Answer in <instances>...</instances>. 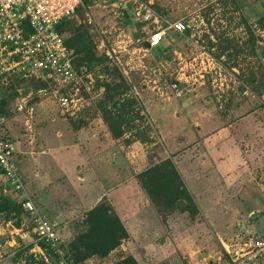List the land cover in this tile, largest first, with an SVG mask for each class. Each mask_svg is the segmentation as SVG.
Wrapping results in <instances>:
<instances>
[{
	"label": "rangeland",
	"instance_id": "rangeland-1",
	"mask_svg": "<svg viewBox=\"0 0 264 264\" xmlns=\"http://www.w3.org/2000/svg\"><path fill=\"white\" fill-rule=\"evenodd\" d=\"M89 1L61 35L87 27L95 54L114 50L119 67L107 60L109 76L97 67L95 91L71 112H61L51 94H37L34 82L16 87L18 79L8 81L11 98L1 118L19 151L22 178L16 189L0 177V196L31 201L56 223L62 245L88 211L108 204L127 238L84 264L126 257L137 264H213L224 255L223 245L231 249L248 236L264 237V21L258 23L264 0H131L126 10L118 0ZM142 4L149 10L146 21L136 14ZM177 22L187 34L170 28ZM155 30L165 32L158 52L143 45ZM120 75L129 88L115 101L132 106L124 115L130 124L119 133L105 119L102 107L112 105L101 82L119 83ZM87 138L98 139L99 147H87ZM81 147L94 178L81 165ZM26 154L41 164L33 168L44 187L40 194L23 178ZM165 160L194 199V217H161L142 188L139 175ZM34 227L29 215L21 227L0 216V264H63L42 249Z\"/></svg>",
	"mask_w": 264,
	"mask_h": 264
},
{
	"label": "built area",
	"instance_id": "built-area-1",
	"mask_svg": "<svg viewBox=\"0 0 264 264\" xmlns=\"http://www.w3.org/2000/svg\"><path fill=\"white\" fill-rule=\"evenodd\" d=\"M118 1L126 10L131 0ZM79 4L80 0H0V92L8 87L12 78L40 80L46 87L37 94H51L61 112L83 107L84 96L95 91L94 74L84 65H74V56L57 31L60 23L74 16ZM138 7L136 14L146 21L149 10L143 4ZM144 12L147 15H143ZM170 28L179 34L186 30L182 22ZM164 35V30H155L148 39L150 47L158 46ZM105 57L119 67L114 50L106 51ZM4 123V118H0V177L18 189L20 177L14 161L15 149L3 129ZM23 208L36 216L35 234L56 248L59 241L56 223L40 216L29 200L24 202ZM230 247L223 245L224 255L213 264L264 263V237L248 236L235 248Z\"/></svg>",
	"mask_w": 264,
	"mask_h": 264
},
{
	"label": "trees",
	"instance_id": "trees-1",
	"mask_svg": "<svg viewBox=\"0 0 264 264\" xmlns=\"http://www.w3.org/2000/svg\"><path fill=\"white\" fill-rule=\"evenodd\" d=\"M89 2V0H80V4L74 16L77 12L84 9ZM67 21L68 20L60 23L57 27V31L60 35ZM263 21L264 16H261L258 23L262 24ZM87 29L88 28L85 26H77L75 32L68 37L65 38L61 35L63 43L72 56H74L73 63L75 66L84 65L94 75L96 73L95 69L99 67V71L109 76L111 74L109 66L104 64L107 58L105 54L100 56L95 54L93 36ZM184 34H187V30L184 31ZM143 45L155 52H158L160 49L158 46L151 48L148 42ZM119 78V83H116V80L108 82L103 80L101 82V85L104 87L103 94L107 98V104L111 103L112 108L107 107L106 110L105 107H102L101 103L99 106L103 109L106 121H109L112 126L115 125L114 132L120 133L122 132L120 127L130 124L128 120L130 118L124 116L126 108L129 106L125 104L118 105V101H115V98L120 97L121 93L127 91L129 88L125 80L121 78V75ZM252 80H254V77L251 78V81ZM24 81L34 82L32 85L36 90L46 87L45 82L34 79H18L16 80V87L20 86L21 82ZM98 84H100L99 81H97V85ZM11 92V89L8 87L0 92V118L7 115L6 106L8 104V99L11 98V96H9ZM139 181L153 203L156 212L161 217L165 218L174 212L188 213L190 217H194L198 213L194 199L170 160L160 162L141 173L139 175ZM25 201L26 200L18 202L6 196H0V216H3L6 221H12L14 226L21 227L24 216L29 215L35 225L36 216L30 215L23 208ZM78 228L80 230L75 234L74 238L66 244L62 245V242L58 241L56 248H54L49 243L40 242L42 249L53 253L63 264H84L86 260L93 257H106L110 252L120 246L122 240L127 238V233L119 222L118 217L106 203L99 204L88 211L83 220L78 224ZM57 248L61 251V254L57 252ZM113 264L137 263L132 257H126Z\"/></svg>",
	"mask_w": 264,
	"mask_h": 264
},
{
	"label": "crops",
	"instance_id": "crops-1",
	"mask_svg": "<svg viewBox=\"0 0 264 264\" xmlns=\"http://www.w3.org/2000/svg\"><path fill=\"white\" fill-rule=\"evenodd\" d=\"M88 138H87V142L86 143H83V144H87V147H88V145H89V143H91V142H93V143H95L96 144V146L97 147H99V140L98 139H93V140H91V142H88ZM78 146H75V145H73V148L74 149H76ZM84 148H86V146H83ZM72 149V148H71ZM81 150H82V154H83V156L82 157H79V160H80V162H81V165L83 164V165H86V168H87V170L88 171H85V174H87L88 176H90L91 178H94L95 176H96V172H95V170H94V168L92 167V168H90L89 167V157H87L86 155H87V153L88 152H86L85 151V149H83L82 147H81ZM72 151V150H71ZM19 151L17 150V149H15V153H14V161H15V165H16V167H17V170H18V174H19V177H20V175H21V178H22V174L20 173V168H19V163H18V159H17V153H18ZM16 157V158H15ZM23 159H25V160H27V163H28V169L27 168H25L26 169V175L23 177V178H27L28 180H29V185L31 184L32 185V190H33V192L35 191V192H38V194H40V191L41 190H43L44 189V187L40 184V182L39 181H35V179H34V172L36 171V168H38L41 164L39 163V166L37 165L38 164V162H36L37 164H35L34 165V163L35 162H32L33 161V159H32V161H30V159L28 158V155L26 154V156H24L23 157ZM88 159V160H87ZM27 163L26 164H24V165H27ZM18 165V166H17ZM92 165V164H91ZM34 167H36L35 168V170L33 169ZM89 169H90V171H89ZM24 171L25 170H23V173H24ZM39 174H40V171H39ZM43 182V181H42ZM85 182H88L87 180H85ZM27 188H28V186H27ZM43 188V189H42ZM49 189H54V185L53 184H50V188ZM27 191H29L30 190V188L29 189H26ZM30 195H33V193H29ZM38 212V211H37ZM39 213V212H38ZM43 216V215H42ZM52 222H54V221H52ZM58 236H59V234H58Z\"/></svg>",
	"mask_w": 264,
	"mask_h": 264
},
{
	"label": "water",
	"instance_id": "water-1",
	"mask_svg": "<svg viewBox=\"0 0 264 264\" xmlns=\"http://www.w3.org/2000/svg\"><path fill=\"white\" fill-rule=\"evenodd\" d=\"M256 215H257V214H255L253 217H255ZM253 217H252V218H253Z\"/></svg>",
	"mask_w": 264,
	"mask_h": 264
}]
</instances>
